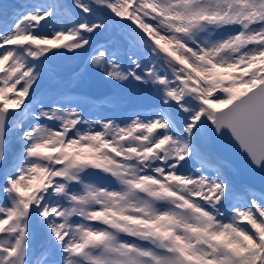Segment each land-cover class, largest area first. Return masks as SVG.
Returning a JSON list of instances; mask_svg holds the SVG:
<instances>
[{
  "label": "snow or ice",
  "instance_id": "obj_1",
  "mask_svg": "<svg viewBox=\"0 0 264 264\" xmlns=\"http://www.w3.org/2000/svg\"><path fill=\"white\" fill-rule=\"evenodd\" d=\"M222 141L264 173V0L0 3V264H264Z\"/></svg>",
  "mask_w": 264,
  "mask_h": 264
},
{
  "label": "water",
  "instance_id": "obj_2",
  "mask_svg": "<svg viewBox=\"0 0 264 264\" xmlns=\"http://www.w3.org/2000/svg\"><path fill=\"white\" fill-rule=\"evenodd\" d=\"M221 143L223 147L220 154L239 170L242 179L251 184L263 187L264 173L249 167L247 156L240 152L238 147L234 146V142L222 141Z\"/></svg>",
  "mask_w": 264,
  "mask_h": 264
},
{
  "label": "rangeland",
  "instance_id": "obj_3",
  "mask_svg": "<svg viewBox=\"0 0 264 264\" xmlns=\"http://www.w3.org/2000/svg\"><path fill=\"white\" fill-rule=\"evenodd\" d=\"M34 2H36V1H34ZM38 2H40V0H38ZM73 59H75V58H73ZM96 79H97L98 83H100L102 81L106 82L105 80H102L99 76H96ZM110 85L113 86V91H116L117 92V90H118L117 87L114 86V85H112V84H110ZM231 171H232V176H235L236 177L237 174L232 169H231Z\"/></svg>",
  "mask_w": 264,
  "mask_h": 264
},
{
  "label": "bare ground",
  "instance_id": "obj_4",
  "mask_svg": "<svg viewBox=\"0 0 264 264\" xmlns=\"http://www.w3.org/2000/svg\"><path fill=\"white\" fill-rule=\"evenodd\" d=\"M73 58H75V57H72V59ZM74 60H76V59H74ZM75 72H71V73H66V74H63L62 76H63V79H68L69 77H71L73 74H74ZM90 75H95L94 73H92V72H90ZM99 84V83H98ZM38 241H37V238H36V240H35V243H37Z\"/></svg>",
  "mask_w": 264,
  "mask_h": 264
}]
</instances>
